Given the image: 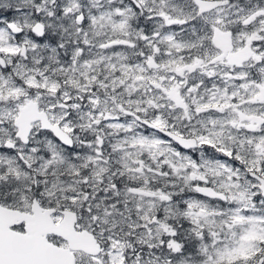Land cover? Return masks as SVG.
Here are the masks:
<instances>
[{
	"label": "snow or ice",
	"instance_id": "snow-or-ice-1",
	"mask_svg": "<svg viewBox=\"0 0 264 264\" xmlns=\"http://www.w3.org/2000/svg\"><path fill=\"white\" fill-rule=\"evenodd\" d=\"M0 264H264V0H0Z\"/></svg>",
	"mask_w": 264,
	"mask_h": 264
}]
</instances>
